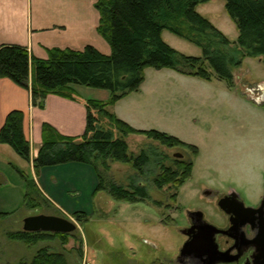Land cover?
Instances as JSON below:
<instances>
[{"label":"rangeland","instance_id":"374dc122","mask_svg":"<svg viewBox=\"0 0 264 264\" xmlns=\"http://www.w3.org/2000/svg\"><path fill=\"white\" fill-rule=\"evenodd\" d=\"M211 3L214 23L232 42L237 41L238 28L227 12L226 1ZM200 10L208 13L202 7ZM162 36L181 54L203 56L200 46L168 29ZM206 67L210 79L148 66L139 91L107 106L121 119L127 115L123 120L135 128L165 132L197 146V155L189 147L169 148L145 135L127 136L130 153L137 156L145 151L151 155L154 151L157 155H151L152 162L155 157L160 161L159 165L152 163L149 168L156 169L145 176L131 163L108 161L109 170L104 171L107 180L127 188L133 181L147 186L150 198L134 203L117 201L105 191L93 195L85 174L83 192L69 191L62 202L51 194L42 195L35 186L25 205L11 216L0 217V264H32L43 249L63 256L65 264H174L185 239L180 229L186 224L187 212L200 208L214 221L222 215L202 191L233 189L247 206L259 204L264 196V58L246 55L242 64L233 68V84L218 78L209 64ZM87 88L92 90L89 95L93 99L103 98L98 91L103 89ZM93 112L104 128L112 127L100 116L99 107ZM177 154L194 160L191 177L179 188H158L155 180L162 172L161 165L174 167L175 159H181ZM24 171L34 179L30 167ZM15 187H21L20 182ZM38 214L67 218L77 229L66 234L65 240L59 233L44 232L53 236L36 244L10 237L24 230L26 217Z\"/></svg>","mask_w":264,"mask_h":264},{"label":"trees","instance_id":"16d2710c","mask_svg":"<svg viewBox=\"0 0 264 264\" xmlns=\"http://www.w3.org/2000/svg\"><path fill=\"white\" fill-rule=\"evenodd\" d=\"M208 0H99L98 32L112 48L104 54L93 45L82 50L53 48L48 59L30 54L27 48L6 44L0 46V78L6 77L17 85L32 91L33 104L45 107L49 94L74 98L77 85L103 89L111 93L109 101L88 100L86 129L82 135L62 134L52 124L42 126V145L33 160L39 171L70 162L90 165L95 170L98 182L93 195L105 191L117 201L139 202L150 198L148 188L133 181L130 188L107 180L104 171L109 170L108 161L133 164L137 172L145 176L153 172L152 163L159 165L157 157L142 152L130 153L126 137L132 134L145 135L169 148L189 147L193 155L198 148L178 137L157 130H142L133 127L107 106L114 105L126 95L139 91L144 80L145 68H172L186 75L210 79L206 64L212 67L218 78L233 84V68L242 64L246 55L264 58V0H225L226 9L235 21L239 35L235 42L208 18L198 11V6ZM174 34L200 46L202 57L179 53L163 39V31ZM33 82H30L31 69ZM99 107L100 116L106 117L111 128H104L93 109ZM116 131L119 135H116ZM0 143L11 146L26 161H31V143L24 132V112L11 111L0 130ZM194 160L175 159L174 167H162L155 184L181 187L191 177ZM155 167V166H154ZM27 192L24 205L31 198L35 182L25 177ZM178 192L174 194V197ZM8 215L7 213H0ZM81 216V215H77ZM50 233L22 231L11 234L15 240L36 244ZM65 240L66 234L59 233ZM58 259V260H57ZM65 264L61 255L40 250L32 264Z\"/></svg>","mask_w":264,"mask_h":264},{"label":"crops","instance_id":"0c3cea01","mask_svg":"<svg viewBox=\"0 0 264 264\" xmlns=\"http://www.w3.org/2000/svg\"><path fill=\"white\" fill-rule=\"evenodd\" d=\"M98 1L0 0V46L20 45L40 59H48L49 50L53 48L82 50L87 45H93L102 53L109 55L112 48L98 32L100 21V11L96 7ZM210 5L211 0H208L198 6V11L222 30L211 17L213 7ZM201 7L208 13L204 14L200 10ZM33 78L32 67L31 83ZM74 89V98L49 94L45 107L40 108L34 106L30 89L17 85L9 78H0V130L11 111H23L24 132L31 143V161L23 159L11 146L0 143V213L11 216L24 205L27 192L25 177H30L24 170L26 168L29 170V167L39 192L46 197L52 195L62 202L63 195L69 191L83 192L84 174L90 178L89 182L95 190L98 178L90 165L70 162L36 171L33 164L43 141V123L52 124L62 134L68 136H79L85 132L88 112L86 103L93 99L89 95L92 90L83 85H77ZM98 91L103 96L102 99H98L99 101L110 100V92ZM123 117L128 119L125 114ZM18 157L23 159L25 164ZM16 182H20L21 187H15ZM8 190H11L9 194Z\"/></svg>","mask_w":264,"mask_h":264},{"label":"flooded vegetation","instance_id":"af4514ba","mask_svg":"<svg viewBox=\"0 0 264 264\" xmlns=\"http://www.w3.org/2000/svg\"><path fill=\"white\" fill-rule=\"evenodd\" d=\"M202 194L222 215L214 221L200 208L187 212L186 224L180 229L185 239L178 248L174 264H264V196L259 204L247 206L233 189L224 192L208 188ZM199 212L202 215L197 214ZM204 221L217 231L212 233Z\"/></svg>","mask_w":264,"mask_h":264},{"label":"water","instance_id":"95a60500","mask_svg":"<svg viewBox=\"0 0 264 264\" xmlns=\"http://www.w3.org/2000/svg\"><path fill=\"white\" fill-rule=\"evenodd\" d=\"M177 155L182 156L181 154H177ZM221 207L222 209L225 210V207L223 206V204H221ZM263 207H264V198L262 202V208ZM244 208L252 209L251 207H244ZM194 214H196V212H194ZM197 214L202 215L201 212ZM203 223L212 233H215L217 231V228L209 224L208 222L204 221ZM23 229L24 231L34 232V233L51 232V233L68 234V233L74 232L77 229V225L73 221L67 218H64V217L57 216V215L38 214V215L26 217L24 219ZM213 241L214 240L211 239L212 245H214ZM186 245L185 247L187 248L188 245L187 246Z\"/></svg>","mask_w":264,"mask_h":264}]
</instances>
